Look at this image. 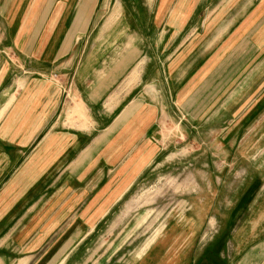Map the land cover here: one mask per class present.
I'll list each match as a JSON object with an SVG mask.
<instances>
[{
  "label": "crops",
  "instance_id": "obj_1",
  "mask_svg": "<svg viewBox=\"0 0 264 264\" xmlns=\"http://www.w3.org/2000/svg\"><path fill=\"white\" fill-rule=\"evenodd\" d=\"M176 118L232 149L264 130V0H0V264H88ZM237 160L193 162L197 182ZM213 206L114 264H220V236L199 238ZM259 258L264 237L240 262Z\"/></svg>",
  "mask_w": 264,
  "mask_h": 264
},
{
  "label": "rangeland",
  "instance_id": "obj_2",
  "mask_svg": "<svg viewBox=\"0 0 264 264\" xmlns=\"http://www.w3.org/2000/svg\"><path fill=\"white\" fill-rule=\"evenodd\" d=\"M161 121V136L169 153L166 164L156 167L152 175L131 193L130 208L134 218L128 225L113 231V235L93 243L94 252H98L88 264H114L118 260L130 262L135 249L142 247L137 254L143 249L144 252L148 245L162 236L170 223L184 217L196 200L204 204L212 202L215 208L214 219L204 225L205 230L200 232L199 238L206 244L215 234L220 236V264H246L240 259L264 237V194L261 200L255 194L264 185V130L249 133L241 147L232 149L220 143L226 134H198L197 137L191 135V138L183 121L177 118ZM195 141L197 149L192 147ZM221 160L238 162L233 168L222 163L219 168L213 166L212 172L216 175H212L210 182H197L198 168L193 162ZM223 168H229L230 173H226L219 185L216 181ZM242 171L245 175L249 172L261 177L242 180ZM241 189L248 191L241 195ZM121 229L124 233L120 232ZM88 257L89 254L84 255L83 262ZM257 261L264 264L260 258Z\"/></svg>",
  "mask_w": 264,
  "mask_h": 264
}]
</instances>
